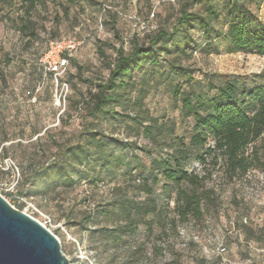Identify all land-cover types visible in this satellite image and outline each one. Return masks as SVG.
Returning a JSON list of instances; mask_svg holds the SVG:
<instances>
[{"label": "rangeland", "instance_id": "obj_1", "mask_svg": "<svg viewBox=\"0 0 264 264\" xmlns=\"http://www.w3.org/2000/svg\"><path fill=\"white\" fill-rule=\"evenodd\" d=\"M183 3L205 20H209L206 10L212 4L219 13L211 21L212 29L206 31L193 23L181 43L184 49L167 46L168 53H162L156 65L134 72L133 90L127 94L141 98L143 109L151 116L174 123L175 134L187 140L192 119L181 116L180 103L172 95L175 86H179L180 95L205 90V85L216 84L220 75L236 77L248 86L264 80V56L227 51L224 0L0 3V195L44 224L59 240L70 264H264L261 166L232 180L227 179L220 163L215 166L199 219L178 221L172 200L165 205L156 188L157 197L152 201L156 212L147 215L135 233H125L115 242L119 233L102 231L103 226L109 230L112 225L99 210L111 200L116 186L127 195L137 192L138 170L132 172L131 179L122 173L104 176L91 165L92 179L84 178L71 189L58 187L46 196L19 195L30 188L32 171L52 160L63 145L83 140L77 136L85 124L112 135L119 149L124 144L120 142L128 138L131 144L125 154L132 166L161 155L159 147L136 138L127 123L88 115L86 103L95 84L106 81L117 51L127 54L135 44L146 46L159 30H170ZM244 3L251 18L264 23V0ZM69 38L80 44L68 64L53 75L47 74L48 62L53 65L60 53L45 59L44 49L51 41ZM171 63L185 67L193 84L173 76ZM132 147L136 148L134 155ZM142 147H150L151 153ZM188 167L199 168L195 161ZM139 197L143 199L142 194Z\"/></svg>", "mask_w": 264, "mask_h": 264}, {"label": "trees", "instance_id": "obj_2", "mask_svg": "<svg viewBox=\"0 0 264 264\" xmlns=\"http://www.w3.org/2000/svg\"><path fill=\"white\" fill-rule=\"evenodd\" d=\"M5 1L0 0V3ZM23 1L34 4L43 0ZM223 6L228 18L224 36L227 51L264 56V23L251 18L244 0H224ZM206 11L209 20L189 12L183 3L170 30H159L146 46L135 44L127 54L118 50L106 81L96 83V90L90 92L87 99L88 115L127 123L136 138L146 140L150 147H159L161 155L132 166L125 154V148L131 144L128 138L120 142L124 144L119 149L112 135L85 124L77 136L83 140L63 145L52 160L32 171L28 177L30 188L20 191V197L46 196L58 187L71 189L84 178L92 179L89 176L91 165L104 176L115 177L122 173L131 179L132 172L138 170L137 192L127 195L118 192L116 186L111 200L99 210L112 225L110 231L105 226L102 231L107 235L119 233L113 239L115 242L125 233H135L144 218L156 212L152 202L157 197L156 188L160 190L159 197L164 196L165 205L172 200L174 214L178 221L184 222L201 218L203 197L210 191L206 184L211 179V170L219 163L229 180L244 176L258 166L264 171V80L248 86L236 77L220 75L218 82H209L205 90L180 95L179 86H175L172 95L180 103L181 116L192 119L187 140L175 134L174 123L164 117L151 116L143 109L141 98L127 94L133 90L134 72L156 65L161 54L168 53L167 46L179 51L184 49L181 43L193 23L205 27L206 31L212 29L211 21L216 20L219 13L212 4ZM159 42L164 47L155 46ZM62 57L67 65L71 55ZM170 72L193 84L185 67L171 63ZM47 74L55 73L48 70ZM122 116L125 118L120 120ZM150 147L142 149L150 154ZM134 149L132 147L131 155ZM192 161L196 162L198 170L189 169ZM141 194L143 199L139 197Z\"/></svg>", "mask_w": 264, "mask_h": 264}, {"label": "water", "instance_id": "obj_3", "mask_svg": "<svg viewBox=\"0 0 264 264\" xmlns=\"http://www.w3.org/2000/svg\"><path fill=\"white\" fill-rule=\"evenodd\" d=\"M0 264H70L43 224L0 195Z\"/></svg>", "mask_w": 264, "mask_h": 264}, {"label": "built area", "instance_id": "obj_4", "mask_svg": "<svg viewBox=\"0 0 264 264\" xmlns=\"http://www.w3.org/2000/svg\"><path fill=\"white\" fill-rule=\"evenodd\" d=\"M80 44V41L75 38H69L67 40L63 41H51L48 44L47 50L44 52L43 57L47 59L50 55L55 54L57 55L58 52L60 53V57L57 58L56 61H54L53 65L48 62V70L54 71L56 73L59 69L63 68L66 64V59L62 57L63 54L71 55L73 49L76 48L77 45ZM62 47V51H59L58 49ZM58 50V51H55ZM62 86H66L65 83H61ZM44 225V224H43ZM45 226V225H44ZM224 250V248H222Z\"/></svg>", "mask_w": 264, "mask_h": 264}]
</instances>
